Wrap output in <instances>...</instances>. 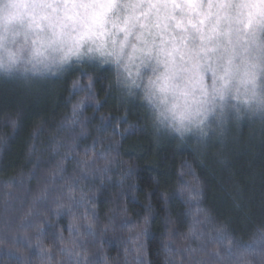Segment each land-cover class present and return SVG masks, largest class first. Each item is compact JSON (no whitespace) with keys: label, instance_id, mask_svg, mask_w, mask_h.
<instances>
[{"label":"clouds","instance_id":"clouds-1","mask_svg":"<svg viewBox=\"0 0 264 264\" xmlns=\"http://www.w3.org/2000/svg\"><path fill=\"white\" fill-rule=\"evenodd\" d=\"M134 113L193 157L264 145V0H0V264H264V190L221 215L184 161L175 207L131 206Z\"/></svg>","mask_w":264,"mask_h":264},{"label":"trees","instance_id":"trees-1","mask_svg":"<svg viewBox=\"0 0 264 264\" xmlns=\"http://www.w3.org/2000/svg\"><path fill=\"white\" fill-rule=\"evenodd\" d=\"M60 99L56 101L57 105ZM50 108V105L44 104L37 106L35 112ZM139 121L138 113L130 114L129 124L124 125L127 131L122 140L123 157L138 164L134 173L137 199L131 204L133 208H142L151 200L154 208L162 213L165 196L171 197L169 204L175 207L178 201L172 196L170 185L175 183L179 165L184 161L191 165L190 172L204 182V201L217 213L227 215L231 212L238 194L250 203L258 201L264 190V145L249 136L247 127L238 141L230 142L223 150L214 145L206 156L193 157L187 149L174 150L168 142L157 146L146 130L141 133L135 126ZM220 159H226V164H220ZM106 195L107 192H103L100 196L101 208L105 206ZM112 251L114 253L115 248ZM154 254L155 243L149 239V255L154 257Z\"/></svg>","mask_w":264,"mask_h":264}]
</instances>
